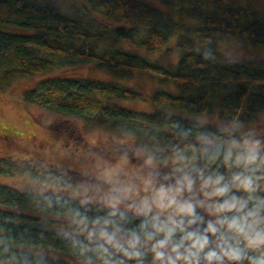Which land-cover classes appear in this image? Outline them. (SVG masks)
Masks as SVG:
<instances>
[{
  "label": "trees",
  "instance_id": "trees-1",
  "mask_svg": "<svg viewBox=\"0 0 264 264\" xmlns=\"http://www.w3.org/2000/svg\"><path fill=\"white\" fill-rule=\"evenodd\" d=\"M159 1L175 6L177 18L172 19L149 0H86L87 12L112 19L115 23L111 25L63 13L47 1L0 0V89L16 78L92 63L124 79L134 71L171 78L181 93L154 90L149 98L157 108L135 111L103 102L99 95L141 98V91L113 81L59 73L45 75L22 92L23 102L103 123L143 142H148L163 123L188 120L171 110L209 113L217 105L220 116L239 113L243 121L255 119L264 109V65L215 59L214 53L199 49L196 42L208 43L234 34L248 45L264 48V16L239 4H224V8L221 5L212 11L205 7V2L217 0H186L192 4L183 7L177 5L185 0ZM175 30L180 52L170 66L116 44L124 39L158 51ZM14 170L54 185L83 177L59 165L0 156V174ZM68 199V195L24 191L0 182V260L9 264H70V259L34 250L40 247L70 253L58 215Z\"/></svg>",
  "mask_w": 264,
  "mask_h": 264
},
{
  "label": "clouds",
  "instance_id": "clouds-1",
  "mask_svg": "<svg viewBox=\"0 0 264 264\" xmlns=\"http://www.w3.org/2000/svg\"><path fill=\"white\" fill-rule=\"evenodd\" d=\"M128 140L91 182L45 185L70 197V264H264V131L203 112Z\"/></svg>",
  "mask_w": 264,
  "mask_h": 264
},
{
  "label": "rangeland",
  "instance_id": "rangeland-1",
  "mask_svg": "<svg viewBox=\"0 0 264 264\" xmlns=\"http://www.w3.org/2000/svg\"><path fill=\"white\" fill-rule=\"evenodd\" d=\"M39 1L53 3L63 13L72 16H88L94 22L99 21L107 25L115 23L112 19H106L94 13L89 14L86 10V0ZM149 1L167 11L172 16V19L177 18L173 10L175 6L162 4L159 0ZM191 4V1L185 0L179 2L177 7L190 6ZM204 4L209 11L221 5L224 8V4H239L243 7L255 9L264 16V0H217V3L209 4V2H205ZM179 12L183 13L180 10ZM174 33L168 36L166 44L158 51H149L135 46L124 39L118 40L116 44L170 66L180 52L176 46V30ZM196 46L203 51L214 53L212 57L222 61L250 62L256 65H264V48L248 45L237 39L234 34L226 37H215L208 43L197 41ZM59 73L113 81L139 90L143 93L141 98L99 95L103 102L114 103L135 111L151 112L157 108L149 98V94L154 90L163 89L174 94L181 93L180 87L171 78L154 76L148 72L134 71L130 78L124 79L92 63L75 64L59 72L16 78L0 89V156L23 162V156H7V154L21 151L22 147H27L29 150L36 145L41 156L47 161L82 174L83 177L74 179L70 182L72 184L91 182L98 169L107 166L109 162L118 160L124 152L129 150V137L134 138L137 144L145 142L135 135L113 130V128L103 123L87 122L76 115L64 114L33 103L23 102L22 92L33 88L37 81L45 75ZM163 109L167 108L164 106ZM171 111L185 119L199 114L180 110ZM208 114H218L217 105ZM244 122L255 127L258 131H264V109L257 113L255 119L245 120ZM8 136L13 137L10 138ZM24 162L35 163L36 161L27 159ZM37 164L43 165L44 163L37 162ZM0 182L24 191L68 195L66 192L55 191L52 187L45 188V185L54 184L43 183L28 175L20 174L16 170L11 174H0ZM25 247L27 248V246ZM30 247L33 248L35 246ZM34 250L71 260L70 253L61 250L40 247H36Z\"/></svg>",
  "mask_w": 264,
  "mask_h": 264
},
{
  "label": "flooded vegetation",
  "instance_id": "flooded-vegetation-1",
  "mask_svg": "<svg viewBox=\"0 0 264 264\" xmlns=\"http://www.w3.org/2000/svg\"><path fill=\"white\" fill-rule=\"evenodd\" d=\"M8 137H13V136H8ZM28 151V153H27ZM7 156H16V157H21L23 156L22 159L23 161H27V159L29 160H34L36 162H39V163H45V164H53L52 162L50 161H47L45 158H43L40 154V151L37 149V146L35 145V147L32 149H27V147L25 148H21V151H18V152H14V153H10V154H7ZM42 160V161H41ZM56 165V164H55Z\"/></svg>",
  "mask_w": 264,
  "mask_h": 264
}]
</instances>
